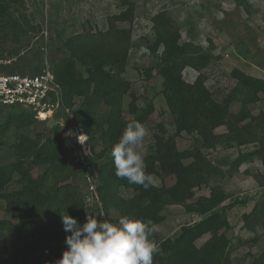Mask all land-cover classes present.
I'll use <instances>...</instances> for the list:
<instances>
[{"label":"trees","instance_id":"16d2710c","mask_svg":"<svg viewBox=\"0 0 264 264\" xmlns=\"http://www.w3.org/2000/svg\"><path fill=\"white\" fill-rule=\"evenodd\" d=\"M127 1V11L116 19L132 20L133 4ZM152 22L156 39L151 50L157 53L163 47L161 94L176 133L171 135L164 125H158L156 149L145 158L141 172L130 173L132 156L118 153L121 141L146 124L155 110L153 104L139 107L132 83L125 78L132 32L110 24L106 31L73 35L63 42L67 54L52 67L63 108L71 111L76 99H81L73 120L76 130L88 139L95 140L99 134L106 146L91 159H107L97 171V192L104 214L99 222L103 229H93L97 222L87 211L85 195L74 183L78 176L73 162L76 150L60 134V128L56 126L47 134L37 132L34 137L19 133L37 123L35 115L19 108L3 116L5 108H0V144L12 129L18 132L14 161L0 167V240H39L32 248V264H112L106 252L112 210L120 214L123 225L120 250L139 264H234L235 246L228 237L232 227L226 211L244 207L248 201L234 200L225 206L230 196L221 186L213 185L238 174L243 165L255 159L264 167V112L254 116L250 109L264 100V79L232 72L238 86L223 103H218L205 86L203 74L194 83L183 79L188 67L200 73L207 69L212 56L194 43L180 44L176 22L167 12L157 14ZM40 30L41 26L31 23L24 0H0V42H19ZM126 97L131 99L127 111ZM238 97L241 109L234 113L231 107ZM222 128L225 133L217 134ZM183 133L200 137L206 149H233L255 143L259 148L239 153L225 172L201 148L179 150L176 138ZM108 150L113 152L109 157ZM153 176L161 179V186L152 183ZM16 178L18 187L10 189ZM170 178L174 184L167 185L165 181ZM259 186L261 200L243 216L244 227L251 232H264V181ZM207 187L210 195L196 198L197 191ZM121 188L131 190L133 196L121 197ZM1 205L7 213L16 214V223L2 217ZM170 206H181L201 220L182 227L174 238L157 240L152 229L166 222L163 211ZM207 236L209 239L198 247L197 242ZM152 245L153 254L145 257ZM18 256L14 251L1 264H17ZM252 264H264V253Z\"/></svg>","mask_w":264,"mask_h":264},{"label":"rangeland","instance_id":"374dc122","mask_svg":"<svg viewBox=\"0 0 264 264\" xmlns=\"http://www.w3.org/2000/svg\"><path fill=\"white\" fill-rule=\"evenodd\" d=\"M27 15L32 24L41 26L37 34H30L19 42H0V57H20V66L26 71L36 73L45 66L53 67L62 59L67 51L63 49V42L67 38L81 33L106 31L110 24L132 32V47L125 73V78L132 83V92L138 98L139 107L153 104L154 113L149 121L140 126L128 139L121 141L118 153L132 156L133 164L130 173H138L145 169L144 160L156 149L155 136L158 125L165 126L169 134L176 133L174 120L168 110L165 99L161 94L162 78L159 75L160 57L163 47L153 53L151 46L156 39L155 26L152 19L161 12H167L176 22L180 32V44L194 43L203 48L205 53L212 56L210 66L201 73L188 67L183 72V79L194 83L200 74L206 78L205 86L212 93L213 99L223 103L226 97L238 86V81L232 77V72L240 71L246 76L264 79V0H128L133 4L131 21L116 19L125 14L128 6L124 0H24ZM239 96V95H238ZM130 97L125 98L127 111ZM81 103L76 99V107L71 110L60 108L53 117L45 122H39L19 133L32 137L37 132L50 133L56 126L75 148L76 155L73 162L78 170L74 183L79 187L87 200V211L96 220L94 230L103 229L99 220L104 219L102 204L97 192V171L99 165L106 162V158L93 162L91 159L106 148L98 137L87 140V155L78 148L77 136L82 135L73 125L75 111ZM18 110L19 108H15ZM241 109L240 98L233 103L231 110L238 113ZM251 113L257 116L264 112V100L250 107ZM11 109H5L3 116ZM102 113L99 118L101 119ZM127 117L129 115L127 114ZM217 134H224L225 129H219ZM18 132L12 129L0 144V167L11 163L15 159L13 146ZM179 150L201 148L207 158L216 166L229 171L231 163L239 153L253 152L259 144H250L233 149H206L202 146V139L197 135L183 133L176 138ZM113 154L108 150L107 157ZM43 172V169L40 171ZM151 181L155 186H161L160 178L153 176ZM264 181V167L259 159L243 165L238 174L227 176L218 181L230 200H247L244 207L227 208L226 214L232 230L228 233L235 246L232 261L234 264H252L253 260L264 253V232L257 229L251 232L244 227L243 216L249 214L261 200L262 189L259 182ZM167 185L174 184V179H166ZM17 178L10 189L18 187ZM121 197L130 199L131 190L120 189ZM210 195V188L197 191L196 198ZM163 214L167 220L156 226L152 231L157 240L174 238L184 226L192 225L201 217L188 214L181 206L167 207ZM1 215L5 219L17 222L14 213H7L1 205ZM111 228L107 235L106 252L112 258V264H139L137 259H124L120 250L122 243V229L120 214L112 210L110 214ZM209 236L199 240L201 247ZM256 239V241H252ZM39 240L7 243L0 240V264L3 259L17 252V264H32V248ZM155 246L152 245L153 254Z\"/></svg>","mask_w":264,"mask_h":264},{"label":"built area","instance_id":"2783aa9c","mask_svg":"<svg viewBox=\"0 0 264 264\" xmlns=\"http://www.w3.org/2000/svg\"><path fill=\"white\" fill-rule=\"evenodd\" d=\"M20 64L18 56L0 58V108H24L31 111L36 120L45 122L63 108L53 68L45 66L31 73ZM87 140L84 134L77 136L78 148L85 155ZM122 257L128 259L124 254Z\"/></svg>","mask_w":264,"mask_h":264}]
</instances>
